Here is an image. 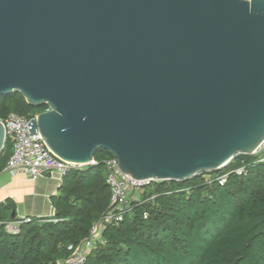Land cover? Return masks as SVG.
Returning <instances> with one entry per match:
<instances>
[{"label": "water", "instance_id": "95a60500", "mask_svg": "<svg viewBox=\"0 0 264 264\" xmlns=\"http://www.w3.org/2000/svg\"><path fill=\"white\" fill-rule=\"evenodd\" d=\"M14 92L47 107L29 131L62 161L105 150L147 182L220 171L264 140V0H0Z\"/></svg>", "mask_w": 264, "mask_h": 264}, {"label": "trees", "instance_id": "16d2710c", "mask_svg": "<svg viewBox=\"0 0 264 264\" xmlns=\"http://www.w3.org/2000/svg\"><path fill=\"white\" fill-rule=\"evenodd\" d=\"M17 92L0 98V120L44 112ZM11 154L5 142L0 173ZM112 155L99 150L98 165L62 177L51 198L52 218H31L9 234L3 223L14 205H0V264H57L74 255L93 224L109 208L110 189L103 165ZM237 155L220 171L184 182H150L132 197L131 212L106 226L87 254L86 264H264V163ZM246 167L244 174L232 173ZM228 173L224 185L215 181ZM133 196V195H132Z\"/></svg>", "mask_w": 264, "mask_h": 264}, {"label": "built area", "instance_id": "2783aa9c", "mask_svg": "<svg viewBox=\"0 0 264 264\" xmlns=\"http://www.w3.org/2000/svg\"><path fill=\"white\" fill-rule=\"evenodd\" d=\"M36 115L21 117L10 113L6 118L0 120L5 130V140L11 145V154L3 169L4 172L11 176L25 175L31 180L43 176H57L61 181L62 177L71 170L98 165V162L93 158L87 165L71 164L56 158L42 141L39 133L36 131V134L33 135L29 131L31 127H28V123L34 120ZM250 156L255 157L253 164L264 163V140ZM103 165L107 172L106 183L110 189L109 208L93 224L88 239L84 241L80 249L74 255L59 261L57 264H86L88 252L97 243H101V231L108 225L121 222L124 216L131 212L132 195L150 183L123 175L118 167L117 159L113 156L105 159ZM245 169L246 167L242 166L232 173L241 176ZM228 176V173H224L215 181L222 186ZM30 221V217L17 218V220L5 222L3 225L7 233L15 234L21 224Z\"/></svg>", "mask_w": 264, "mask_h": 264}, {"label": "crops", "instance_id": "0c3cea01", "mask_svg": "<svg viewBox=\"0 0 264 264\" xmlns=\"http://www.w3.org/2000/svg\"><path fill=\"white\" fill-rule=\"evenodd\" d=\"M57 176H43L31 180L25 175L0 173V205L11 202L16 218H52L51 198L58 192Z\"/></svg>", "mask_w": 264, "mask_h": 264}, {"label": "rangeland", "instance_id": "374dc122", "mask_svg": "<svg viewBox=\"0 0 264 264\" xmlns=\"http://www.w3.org/2000/svg\"><path fill=\"white\" fill-rule=\"evenodd\" d=\"M137 193H134L132 197L136 198Z\"/></svg>", "mask_w": 264, "mask_h": 264}, {"label": "bare ground", "instance_id": "6f19581e", "mask_svg": "<svg viewBox=\"0 0 264 264\" xmlns=\"http://www.w3.org/2000/svg\"><path fill=\"white\" fill-rule=\"evenodd\" d=\"M138 181H140V180H138Z\"/></svg>", "mask_w": 264, "mask_h": 264}]
</instances>
